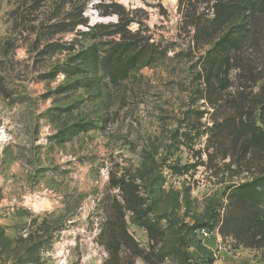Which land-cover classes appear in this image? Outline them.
<instances>
[{"label":"rangeland","instance_id":"1","mask_svg":"<svg viewBox=\"0 0 264 264\" xmlns=\"http://www.w3.org/2000/svg\"><path fill=\"white\" fill-rule=\"evenodd\" d=\"M238 3L0 0V264H264L238 191L264 178V11ZM115 43L140 53L117 86Z\"/></svg>","mask_w":264,"mask_h":264},{"label":"trees","instance_id":"2","mask_svg":"<svg viewBox=\"0 0 264 264\" xmlns=\"http://www.w3.org/2000/svg\"><path fill=\"white\" fill-rule=\"evenodd\" d=\"M45 1V0H44ZM244 7V10L247 9L252 13H256L258 11H264V0H259L258 2L253 0H239L238 8ZM225 10V9H224ZM215 19L223 18L224 11L222 10V14L215 12ZM80 24V23H79ZM77 25L71 28L73 30ZM238 35L233 39L229 40L230 47L232 49H237L243 44V40L245 35H247L248 30L244 26L240 27ZM135 48L131 46L123 45L122 43H115L114 47L106 51L105 57H103L100 61V68L104 72V75L107 76L110 82L117 86L121 82H123L129 75L130 71L135 66V59L139 57L140 53L137 52L133 56L129 57L127 60H123V57L126 53L132 52ZM87 55L85 59H82L83 62L89 63V61H93V63L97 62V59H93L95 53L90 50L86 52ZM228 65L227 62L224 63V67ZM79 68V67H76ZM221 73L222 78L220 77V82L224 81L227 77V70L223 69ZM80 128H85L84 126ZM251 142L255 147H262L264 149V132L262 133H253L251 136ZM238 191L242 195H247L251 200H255L260 203H264V178L260 180L252 181L249 184L242 185L238 188ZM124 203L126 204V208L128 211H131L135 214L136 209L135 206H138V201L135 202V205H132V200H129L124 196ZM261 212V211H260ZM264 221V210L257 215V223H262Z\"/></svg>","mask_w":264,"mask_h":264},{"label":"built area","instance_id":"3","mask_svg":"<svg viewBox=\"0 0 264 264\" xmlns=\"http://www.w3.org/2000/svg\"><path fill=\"white\" fill-rule=\"evenodd\" d=\"M200 237H208L209 236V231L206 229V228H201L199 231H198Z\"/></svg>","mask_w":264,"mask_h":264}]
</instances>
